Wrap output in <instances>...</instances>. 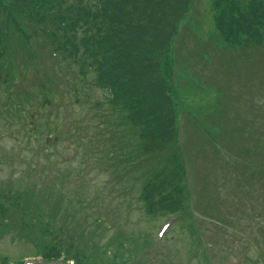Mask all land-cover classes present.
I'll use <instances>...</instances> for the list:
<instances>
[{"label": "rangeland", "instance_id": "obj_1", "mask_svg": "<svg viewBox=\"0 0 264 264\" xmlns=\"http://www.w3.org/2000/svg\"><path fill=\"white\" fill-rule=\"evenodd\" d=\"M219 1L201 0L175 44L177 147L191 216L151 217L141 197L157 157L142 152L139 129L124 124L95 72L42 36L7 58L0 79V190L31 189L43 198L52 187L60 211H68L57 224L68 229L59 230L87 253L115 258L110 252L120 244L104 248L118 236L138 243L125 246L123 264H264V41L233 51L209 47ZM200 60L211 64L208 74L194 63ZM43 203L52 208L55 199ZM8 228L0 225V255L14 263L35 256V240Z\"/></svg>", "mask_w": 264, "mask_h": 264}, {"label": "trees", "instance_id": "obj_2", "mask_svg": "<svg viewBox=\"0 0 264 264\" xmlns=\"http://www.w3.org/2000/svg\"><path fill=\"white\" fill-rule=\"evenodd\" d=\"M245 2L215 3L217 44L247 47L264 37V0H250L246 6ZM194 7L195 0H0V79L7 58L20 48L27 52L34 38L41 36L76 65L90 67L97 85L122 113L124 124L139 129L142 152L157 157L158 166L141 197L152 218L191 216L185 165L177 147L176 88L171 79L175 61L170 54L181 23ZM43 195L31 189L0 190V203H10L9 208L0 204V217L7 220L16 211L8 229L28 233L23 236L35 240V252L59 257V242L55 246L49 241L57 238L62 202L52 187ZM53 199L52 208L43 203ZM118 241L111 240L107 247ZM70 249L78 264H111L100 252L87 255L77 241Z\"/></svg>", "mask_w": 264, "mask_h": 264}]
</instances>
